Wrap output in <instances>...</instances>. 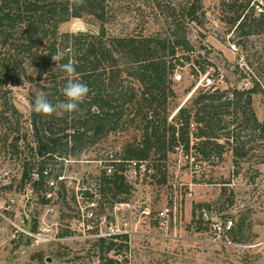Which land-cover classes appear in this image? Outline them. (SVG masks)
<instances>
[{
  "label": "rangeland",
  "instance_id": "rangeland-1",
  "mask_svg": "<svg viewBox=\"0 0 264 264\" xmlns=\"http://www.w3.org/2000/svg\"><path fill=\"white\" fill-rule=\"evenodd\" d=\"M190 1L107 0L111 9L108 33H143L181 41L186 38L191 44V51L179 53L186 59L173 75L169 121L206 90V76L221 90H246L257 82L260 92L252 95V109L264 122V33L247 35L249 26L240 27L238 12L227 8L229 0H201L189 15ZM257 4L264 10V0H251L245 11L250 19L262 14ZM60 31L94 33L98 24L92 19H73ZM180 74L182 79L176 81L175 75ZM3 92L0 90V111L4 110L5 96H10ZM11 96L21 118L19 131L9 133V144L18 139L17 144L0 146V264H264V137L241 122V112L238 120L233 109L224 116L229 128L219 134L230 132L236 139L226 147L222 159L214 156L204 161L194 150L188 156L178 151L169 157L166 184L154 181L152 172L142 170L135 175L129 171L127 180L133 189L127 205L112 211V197L100 201L98 194L99 203L93 207L96 219L88 220L91 203L78 198L77 193L84 187L97 193L96 176L104 164L120 150L122 142L141 133L133 129L111 133L102 143L88 148L81 161H68L62 169L67 191L59 194L61 188L56 182L54 189H48L49 201L44 204L29 184L23 186L20 181L24 162L33 158L37 147L28 93L14 88ZM12 120L9 109L4 122ZM5 125L7 129L17 127ZM45 126L55 131L47 123ZM218 142L223 144L225 139ZM241 143L245 155L235 158L233 148ZM191 154L197 159L192 160ZM100 202L102 214L98 211ZM166 206L176 211L175 224L167 233L158 228L156 220L157 213ZM147 211L150 215L145 214ZM101 216L107 217L103 224ZM202 216L204 221L200 220ZM226 218H232L235 225L244 223V231L237 238L240 241L234 239L232 245L211 242L205 231L207 224ZM34 223L38 226L35 232L31 231ZM90 225L102 233L111 232L112 227L124 230L129 237V251L102 255ZM115 241L121 245L120 240ZM110 259L117 261L110 263Z\"/></svg>",
  "mask_w": 264,
  "mask_h": 264
},
{
  "label": "trees",
  "instance_id": "trees-1",
  "mask_svg": "<svg viewBox=\"0 0 264 264\" xmlns=\"http://www.w3.org/2000/svg\"><path fill=\"white\" fill-rule=\"evenodd\" d=\"M238 1L229 0L227 8L238 12L236 20L240 27L249 26L247 35L264 33V13L250 19L245 11L250 8L251 0L240 4ZM200 2H189V15ZM110 13L107 0H0V90L10 94L5 96L4 110L0 111L2 148L18 142L14 139L9 144V133L19 131L21 118L12 101L14 88L27 91L30 107L35 94L41 90L49 94L51 103L65 102L63 88L68 79L82 82L91 90L80 103L78 113L58 115L56 112L47 116L31 110L37 147L33 158L24 162L20 181L23 186L29 184L44 204L49 201L48 189H54L48 186L47 180H56L61 188L59 194L65 193L64 165L71 160L81 161L88 148L102 143L114 132L133 129L141 135L122 142L120 150L104 164L96 176L97 193L83 191V200L88 203H97L98 194L100 201L111 196L110 209L117 203H128L133 189L127 180L131 161L145 164V172H152L154 181L166 184L169 157L178 151L188 156L194 150L204 161H211L214 156L222 159L226 147L236 139L230 132L219 134L229 128L224 116L230 115L231 109L235 119L238 120L241 112V122L264 137V122L258 120L252 109V95L260 92L257 82L248 90L208 87L169 121L173 75L186 59L179 53L191 51V44L186 38L181 41L143 33L112 36L107 28ZM73 19H92L98 24V31L62 33L60 27ZM59 52L64 53L59 63L72 61L76 67L71 77L55 67L51 59ZM9 109L13 120L5 123V112ZM46 123L55 131L47 130ZM5 124L17 127L7 129ZM221 138L225 139L223 144L218 142ZM244 149L243 143L236 145L235 158L243 157ZM108 166L113 167L111 173L107 171ZM45 170L49 171L48 176H44ZM73 201L77 202L76 196ZM98 207L102 214L101 202ZM200 220L204 221V216ZM37 227L34 223L31 231L35 232ZM243 231L241 221L233 228V239L240 241L237 238ZM128 238V235L100 237L97 239L99 251L102 255L110 251L128 252ZM115 240H120L121 245ZM114 261L117 260L110 259V263Z\"/></svg>",
  "mask_w": 264,
  "mask_h": 264
},
{
  "label": "built area",
  "instance_id": "built-area-1",
  "mask_svg": "<svg viewBox=\"0 0 264 264\" xmlns=\"http://www.w3.org/2000/svg\"><path fill=\"white\" fill-rule=\"evenodd\" d=\"M262 4V2H260V5ZM259 4H257V9L259 10V13H264V10L262 9V7L260 6ZM235 49L236 47L233 46ZM175 79L176 81H180L182 79V75H175ZM203 81H206L203 86L205 88H208V87H211L213 86V81L211 78H208V77H204L203 78ZM199 88V86H197V88H195L193 90L192 93H195L196 90ZM245 90V89H243ZM248 90V89H246ZM192 129L194 130L195 127L194 125H192ZM190 158L192 160H195L196 156H194L193 154L190 155ZM195 167L198 168L199 167V164L195 163ZM108 173H111L112 172V166H108ZM142 170H144L145 172V164L143 163H140L138 164L137 162L135 161H131L129 163V171H132L135 175L139 174ZM44 176H48L49 174V171L48 170H45L44 172ZM59 179H64V177H60ZM56 180L54 179H48L47 180V184L49 187H53L55 188L56 186ZM85 190H90L92 193H94L92 191L91 188H87V187H84L82 188V190L80 192L77 193V197L78 198H84V192ZM127 205V203H119V204H116L112 211H115V210H119V207H123ZM93 207H95V203H91V206L89 207V210L86 214L88 220H93V219H96V213L93 209ZM52 211V210H51ZM146 215H150V212L147 211L145 212ZM100 220V223L103 224L106 222L107 220V217L106 216H101L99 218ZM156 220H157V225H158V228L164 232H168L175 224V221H176V211L173 207H164L162 210H160L157 215H156ZM235 224H234V221L232 218H226L224 221H221L220 219H214V220H211L208 224H207V229H206V235L207 236H210V241L213 242V243H223L225 245H232L233 243V235H232V231H233V228H234ZM93 231V237H96L97 239L100 238V237H104V238H111L113 236H121V235H128L127 232H125L124 230L121 231V229L119 228H116L114 229L113 227L110 228L111 229V232H107V233H102L100 232V230L98 228H94L93 225H90L89 226ZM29 235H33L32 233L30 232H25ZM264 244V242H263Z\"/></svg>",
  "mask_w": 264,
  "mask_h": 264
},
{
  "label": "clouds",
  "instance_id": "clouds-1",
  "mask_svg": "<svg viewBox=\"0 0 264 264\" xmlns=\"http://www.w3.org/2000/svg\"><path fill=\"white\" fill-rule=\"evenodd\" d=\"M82 2V0H81ZM64 57L63 52H59L51 56L52 61L55 62V67H58L71 77L76 67L72 61L67 63H59ZM90 88L82 83L73 79H68L63 88V95L66 97L65 102L53 104L48 99V93L41 90L35 94L34 102L32 103L31 110L37 114L50 116L57 111L66 113H78L80 111L79 105L82 103L90 92Z\"/></svg>",
  "mask_w": 264,
  "mask_h": 264
}]
</instances>
